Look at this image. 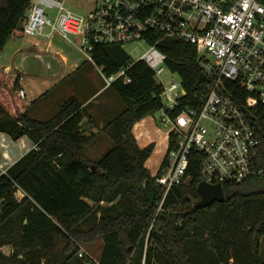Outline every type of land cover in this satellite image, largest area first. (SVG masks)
<instances>
[{"label":"trees","instance_id":"obj_1","mask_svg":"<svg viewBox=\"0 0 264 264\" xmlns=\"http://www.w3.org/2000/svg\"><path fill=\"white\" fill-rule=\"evenodd\" d=\"M30 2L0 0V54L11 37L24 35ZM159 48L170 70L181 76L187 99L206 91L210 81L195 45L166 41ZM93 58L106 75L133 62L120 45L98 44ZM126 77L130 81L121 77L110 86L125 103L103 129L115 144L92 164L84 150L97 135L84 133L81 104L70 97L52 118L34 119L20 96L19 78L0 67V133L12 140L27 136L36 146L5 173L0 168V264H96L82 254L81 244L99 237L98 264H223L226 255L238 259L245 249L251 257L246 264H264V173L224 184L223 203L197 209L202 176L195 159L191 180L172 188L157 216L163 193L155 180L161 169L152 175L146 166L155 144L141 148L133 129L161 109V88L144 61L135 62ZM224 91L260 137L256 161L264 168V104L239 80H225ZM174 144L170 136L168 149ZM208 222L212 252L199 240ZM5 246L12 248L9 254L2 251ZM198 249L208 252L205 262Z\"/></svg>","mask_w":264,"mask_h":264},{"label":"built area","instance_id":"obj_2","mask_svg":"<svg viewBox=\"0 0 264 264\" xmlns=\"http://www.w3.org/2000/svg\"><path fill=\"white\" fill-rule=\"evenodd\" d=\"M69 0H31L22 23L24 35L71 42L95 64L96 45L146 44L136 60L117 73L99 71L109 88L125 77L137 61L153 70L161 88V121L175 139L155 183L165 198L174 186L189 183L193 160L202 181L235 184L263 174L257 165L260 137L241 108L224 91L225 80H239L264 104V0H94V6L76 12ZM166 41L198 48L201 69L209 84L201 95L187 97L183 80L167 66L159 48ZM165 69L179 77L166 85ZM20 96L25 93L20 90ZM6 171H2L5 173Z\"/></svg>","mask_w":264,"mask_h":264},{"label":"rangeland","instance_id":"obj_3","mask_svg":"<svg viewBox=\"0 0 264 264\" xmlns=\"http://www.w3.org/2000/svg\"><path fill=\"white\" fill-rule=\"evenodd\" d=\"M68 6L69 7L73 6L74 11L83 13L94 6V0H69ZM54 36L53 39L49 42L50 45L49 54L41 55V56H35L34 54H32L30 59L28 60L30 64L33 66L32 72L39 74L36 76H40V77H36V76L30 77L29 75H27L30 69L28 70L24 69V74L26 76V86L28 91L27 100L31 101L34 98H38L42 93L47 91L52 86L51 85L52 81L50 79L42 77L45 75V73H47L46 70L47 63L49 62L51 65L54 66L60 65L61 60H63L64 57H66V59L70 63H72L75 59H80V61L82 60V64L85 65L82 69H79L76 73H74L69 78H67L66 82L68 86H70V88L74 87V89L77 88L85 89L86 92H88L89 89L92 92H96L97 90H99V93L96 95L97 98L93 101L94 104L103 105V107H105L109 102L110 99L109 97L112 96L115 99H118V101L122 103L121 105L123 110L125 107V103L119 96L116 95V93L112 88H105L104 80L101 77L100 71L97 70V67L93 69L92 66H90V63L88 62L87 57L71 42H69L68 40L62 37L60 38L58 34L57 35L55 34ZM37 49L40 48L38 47ZM123 49L128 53V55L133 60H136L145 52V50L147 49V45L127 43L123 46ZM162 78L166 85H168L172 81V79H174L176 82L179 81V77L169 72L168 69H165ZM45 94L46 92L42 96H44ZM68 96L71 95H65L62 97L61 100L64 101V98L67 99ZM56 99H57V95L55 96L54 101ZM92 99H94V97ZM36 109L37 108L33 110L32 116L44 120L50 119L52 116H54L56 112V109H51L47 113H44L42 116L39 117L36 113ZM85 121L86 124L83 126L84 133L89 135L91 133L96 132L97 135L95 140L84 150V154L88 162L93 164L97 162L99 159H101L114 146L115 143L112 140V138L103 130L104 128L102 130L99 128L100 124L95 126V129H93V127L87 129L88 127L87 120ZM133 132L135 134L137 143L141 148L151 143L155 144L154 151L151 157L147 160L146 166L150 170L152 175H156L159 172V170L162 169L166 161V154L170 139L169 131L161 121L160 111L150 114L141 121L137 122L133 129ZM4 137L5 136L0 134V159H3L2 154L4 150L9 151L10 147L15 148L18 151V153L23 152L22 148L21 150L19 149L22 141L18 142L12 139L3 141L2 138ZM18 196L21 197L19 193ZM158 214L159 213H157V216ZM213 218L214 216H212L210 220L213 221L212 220ZM210 226L211 224L208 222V224L203 228V233L199 236L200 242L205 244L204 246L206 249H208V252L209 251L212 252L214 250V247L208 238ZM243 243L245 242L242 241L241 244ZM102 249H103V239L100 237L97 238V240L93 243L81 244L82 254L88 255L92 259V261L96 264H98L100 261ZM201 250L202 249H198L197 251L198 259L205 262L209 254L208 252ZM245 250L242 251L243 257L241 256L238 259L227 260L226 259L227 255L225 257L222 256L224 257L222 258L223 264L249 263L251 257L249 255H246ZM2 251L6 254L10 253V250H8L6 246L2 248ZM232 254L233 253L230 252V256ZM261 257L264 260V236L261 238Z\"/></svg>","mask_w":264,"mask_h":264},{"label":"crops","instance_id":"obj_4","mask_svg":"<svg viewBox=\"0 0 264 264\" xmlns=\"http://www.w3.org/2000/svg\"><path fill=\"white\" fill-rule=\"evenodd\" d=\"M53 36L50 38L44 36H28V35L11 37L10 40L5 44L0 54V62H1L0 67L3 68L5 72L9 74L11 77L19 78L20 85L25 93L24 98L26 99V103L27 105H30L29 114L32 118L38 120H44L32 116L33 110L35 108H37L36 113L40 117L51 109H56L57 111L58 107L64 101H66L70 97H73L81 104V108L86 112V117L82 122V126L86 124L85 120H87V126H88L87 129L92 127L93 129H95V126L100 124L99 128L102 130L107 125L108 122H110L112 119L117 117L124 109L122 110V105H121L122 103L118 101V99H115L112 96L109 97L110 98L109 102L105 107H103V105L94 104L93 101L97 98L96 95L99 93V90H97L96 92H92L89 89L88 92H86L85 89H80V88L74 89V87L70 88V86H68L66 82L67 78H69L71 75H73L79 69H82L85 66L84 64H82V60L80 61V59H75L72 63H70L66 59V57H64V59L61 60L60 65H55V66L51 65L48 62L46 65V70L49 75L45 73L46 76L44 75L42 77L50 79L52 81L51 84L52 86L47 91H45L46 94L44 96L42 95L45 92L42 93L38 98H34L31 101L27 100L28 91L26 86V76L24 74V69L26 70L30 69V71H28L27 74L30 77H35L36 75H39L37 73L32 72L33 66L30 64L28 60L30 59L32 54H34L35 56L49 54L50 53L49 42L53 39ZM58 36L61 38L60 35ZM38 47L40 49H37ZM88 62L90 63V66H92L93 69L97 67L90 61ZM97 70L99 71L98 67ZM36 77H40V76H36ZM56 95H57V99L54 101ZM65 95H71V96H68L67 99L64 98V101L61 100L62 97ZM93 97L94 99H92ZM82 129L84 128L82 127ZM0 134L5 136L4 138H2L3 141L5 140L7 141L8 139H11L5 133H0ZM14 141H18V142L22 141L19 149L21 150L22 148L23 152L18 153V151L13 147H10L9 151L4 150L2 154L3 159H0V168L2 171L4 170L6 171L9 167L15 164L23 155H25L29 150L36 147L35 144L27 136H24ZM19 194L21 195V197L23 196L21 192ZM7 248L10 251L12 249L10 246H8Z\"/></svg>","mask_w":264,"mask_h":264},{"label":"water","instance_id":"obj_5","mask_svg":"<svg viewBox=\"0 0 264 264\" xmlns=\"http://www.w3.org/2000/svg\"><path fill=\"white\" fill-rule=\"evenodd\" d=\"M200 200L195 203L197 209L206 208L214 202L223 203L226 200L224 188L221 184H211L201 181L198 185Z\"/></svg>","mask_w":264,"mask_h":264}]
</instances>
